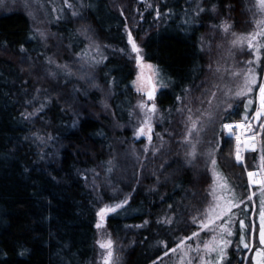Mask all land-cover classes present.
<instances>
[{
  "label": "trees",
  "instance_id": "16d2710c",
  "mask_svg": "<svg viewBox=\"0 0 264 264\" xmlns=\"http://www.w3.org/2000/svg\"><path fill=\"white\" fill-rule=\"evenodd\" d=\"M80 1L76 17L50 28L73 54L80 50L77 29L105 48L89 73L96 85L91 90L54 70L52 62H60L55 48L37 39L24 11L0 12V264H95L97 212L122 202L105 221L117 264L183 263L176 261L178 249L205 225L212 182L202 159L187 157L209 141L216 166L240 199L247 198L222 262L243 264L248 248L241 239L250 243L252 211L245 170L260 159L255 152L244 165L238 162L237 143L225 137L223 125L254 114L257 86L222 105L208 142L190 147L184 138L196 125L191 110L203 88L218 85L214 56L205 50L212 41L221 50L217 29L228 25L240 37L251 35L256 45L243 47L260 78L264 16L249 11L254 0ZM129 34L166 85L155 97V146L143 161L132 150L144 142L133 141L139 121ZM60 59L65 63L67 55ZM260 139L264 159V117Z\"/></svg>",
  "mask_w": 264,
  "mask_h": 264
},
{
  "label": "rangeland",
  "instance_id": "374dc122",
  "mask_svg": "<svg viewBox=\"0 0 264 264\" xmlns=\"http://www.w3.org/2000/svg\"><path fill=\"white\" fill-rule=\"evenodd\" d=\"M145 1L146 0H138V2ZM254 2L257 9L254 7V10H252L250 7L251 10H248L251 12L258 11L256 14L264 16V8L261 7L259 0H254ZM80 4V0H0V12L12 9H20L24 11L30 17L36 29L35 33L37 39H39L42 44H46V46L50 47L53 46L55 48V56H57L60 62H52L54 70L64 74L67 79L76 78L75 80L80 81L79 83L84 85L86 90H91L96 89V85L92 82V75L89 73L90 71L92 72L93 68L96 65L98 66L101 62L105 48L98 42L94 41L85 29H77L76 36L80 38V42L78 43L80 44L78 45L80 50L73 54L71 48L69 47L68 49L63 46L61 37L56 36L50 28L54 22L56 23L59 19L64 18L67 15H70L73 18L76 17L77 11H75V8L77 7L79 9L81 6ZM262 32H264V29ZM217 34L218 39L221 40V50L215 49L216 44L214 45L213 41L206 46L205 50L207 53L209 52L214 56L213 59L215 60V67L212 70V76L216 77L218 85L216 88L213 86V83L209 82L203 88V98L201 99L199 106H197L196 109L191 110L192 118L195 120L196 124L195 131H192L191 136L188 135L184 138V140H189L187 143L190 147L194 141L195 143L208 142V139L211 137V135H209V131H211L213 127H216L217 120L219 119L218 114L221 112L222 105L228 101L234 102L235 100L248 97L252 93L254 86H257V91L255 93L256 109L254 114L245 122L238 121L243 124L240 135L241 137L238 138L239 140L227 136L224 125L228 123L223 125V132L225 137L233 139L236 143L241 140L243 145L245 143L248 147H251L252 145L250 146V144L252 143L253 147L256 148L255 151H252V149L245 150L244 148L239 150V146L237 145V153L241 155L238 162L243 164L244 157L247 154L255 152L258 153L260 159L255 169L245 170V179L249 191L248 199L252 202V211L250 214V243L248 251L244 256L243 264H264V256L258 255V253H264V245H260L258 237L260 224L259 211L261 209L260 201L261 198L264 197V192L261 191V188H264V183H261L264 182V159L260 144L264 110L261 111V115L258 118L256 117V112L259 110L260 105L259 87L261 84H264V74L259 78L255 64L249 63V61L252 60L245 55V53L249 52L244 51V43L248 42L249 44V42H251V48H253L256 45L255 42L249 41L248 39H242L244 37H240V35L230 31V29L225 32L224 27H221L220 30L217 29ZM246 37L252 38L251 35ZM127 41L130 47L129 54L134 68L132 86L135 93V102L133 107L135 115L139 121L133 133V141L135 143L137 142L139 145L142 141L144 142L139 148L133 147L135 150H132L136 156L140 157L143 161V159L146 158V155L152 148L154 149L155 146L154 138L156 135L154 122L158 112L155 97L161 90L166 88V85L160 81V73L157 68L144 60L141 51L139 56L142 57V61L138 62V54L133 51L132 42H134L140 50L141 48L138 43L134 41L132 35H128ZM237 41H239V43H236ZM251 48L248 47V49ZM63 54L67 55L66 61L63 59L65 63H62L60 59V56ZM242 54L245 57L242 56ZM256 59L257 57L255 58V61ZM147 65H152L153 68L150 69ZM250 68L255 69L256 83L251 86L250 92L237 96V93L242 92L245 87V77L249 75L248 69ZM46 72L49 74L48 71ZM149 92H153L152 99L147 97ZM141 105H143V107H141ZM153 106H155V112L150 111ZM229 124H231V122H229ZM140 128H144L145 134L138 136V130ZM149 136L151 137V140H149ZM253 136L255 139H252ZM193 137L195 138L194 140ZM209 143L208 145L206 144L201 151L198 150V152L196 154L194 153L193 156L190 155L187 157L192 162L196 156L197 158L202 159L203 162L200 163L204 164L205 168H209L212 178L209 191V204L211 205L206 211L205 225L196 232L198 235H192L191 237L193 238L185 240L182 243V248L178 249V257L176 261H183V263L179 262V264H192V262L194 264H217L220 254L219 249L224 248L226 255L223 261H221L222 264L228 256L227 251L229 247L233 244V230L236 226L235 224H237L236 221H239L238 216L240 211L246 210V208L242 209L241 207L247 198L240 199L241 197L237 195V192L234 190L226 176L216 166V163H212L214 156L211 152ZM197 149L199 148L197 147ZM249 172L256 173V175L250 179L248 175ZM94 186V181L91 180L89 182V187L94 188ZM256 195H258V202L255 203L254 198ZM229 201H231V204H229ZM117 205H124V202L115 205H104L97 212V222L95 225L97 233L95 264H104V258L107 256V250L101 249L100 243L108 240L112 241L111 264H117L118 256L115 242L105 226V221L108 215L112 212L105 214L103 226L97 228V224L101 222L99 215L101 210L106 208L118 209L119 207H116ZM225 227L232 232L231 236H229L227 232L222 231ZM253 228L255 230H253ZM253 239H257V246L253 251V254L249 256V251L254 243ZM191 240L195 242L192 243L194 246L189 245V241L191 242ZM224 241H229L230 243L225 247L223 243Z\"/></svg>",
  "mask_w": 264,
  "mask_h": 264
},
{
  "label": "snow or ice",
  "instance_id": "6c2138e0",
  "mask_svg": "<svg viewBox=\"0 0 264 264\" xmlns=\"http://www.w3.org/2000/svg\"><path fill=\"white\" fill-rule=\"evenodd\" d=\"M259 3L261 5V7L264 8V0H259ZM228 30H229V26L225 25L224 26V31L227 32ZM242 39H248L249 41H251L250 37H244ZM130 42H131V37H130ZM236 43H239V41H237ZM248 47L249 48L252 47L251 42H249ZM261 47H264V44H262ZM132 48H133V51L138 54L137 55L138 62L142 61V57L139 56V53H140L141 50L137 47V45L134 42H132ZM249 63H254V61H249ZM147 67L150 68V69L153 68L152 65H147ZM248 73H249V75H247L245 77V87L242 90V92H238L237 93V96H240L243 93L250 92L251 91V86L256 83L255 69L254 68L248 69ZM148 97H149V99H152L153 98V92H149L148 93ZM259 101H260L259 110H257V112H256V117L257 118L261 115V111L264 110V84H261L260 87H259ZM247 103H248V105H251L252 101L249 100ZM141 107H143V105H141ZM150 111L155 112V106H153L150 109ZM225 127L227 128L229 126L225 125ZM149 131H150V129H149ZM192 131H195V125H193V128L190 130L189 134H191ZM144 134H145L144 128H140L138 130V136L139 135H144ZM252 139H255V137L253 136ZM149 140H151L150 136H149ZM255 150H256L255 147H253L252 151H255ZM239 159H240L239 154H237V160L239 161ZM212 163L215 164L216 163L215 160H213ZM248 175H249V178L251 179L252 177H254L256 175V173L249 172ZM261 183H264V182H261ZM261 191L264 192V188H261ZM260 203H261V209L259 211L260 224H259L258 237H259L260 245H264V197L261 198ZM229 204H231V201H229ZM122 206L123 205H117L116 207H122ZM115 210H116L115 208L102 209L101 212L99 213L100 218H101V222L97 224V228H100V227L103 226V219H104L105 214L108 213V212H113ZM240 226L241 227H245L243 221L240 222ZM253 230H255V229L253 228ZM222 231L227 232V234L229 236L232 235V232L227 227L223 228ZM193 235L194 236L198 235V233H194ZM192 238L193 237H189V239H192ZM221 239H222V237H221ZM223 243H224V246L226 247L230 242L229 241H224ZM241 243L243 244V246L245 248L249 247V244L247 242H245L243 240V238L241 239ZM100 247H101V249H106L107 250V256L104 258V264H111V261H112V251H111V249H112V241L108 240L106 242H102V243H100ZM173 251H175V249H173ZM219 253L220 254H219V258L217 260V264H221V261H223V259L225 258V255H226L224 248H220L219 249ZM258 255L264 256V253H258Z\"/></svg>",
  "mask_w": 264,
  "mask_h": 264
},
{
  "label": "built area",
  "instance_id": "2783aa9c",
  "mask_svg": "<svg viewBox=\"0 0 264 264\" xmlns=\"http://www.w3.org/2000/svg\"><path fill=\"white\" fill-rule=\"evenodd\" d=\"M225 125H228L229 127L226 128ZM225 125H224V128L226 129L227 136H229L231 138H236V139L241 137L240 135H241L242 126H243L242 123H231V124L228 123V124H225ZM250 146L251 147H248V145H246L244 143L243 148L245 150L252 149L253 148V144L251 143Z\"/></svg>",
  "mask_w": 264,
  "mask_h": 264
},
{
  "label": "water",
  "instance_id": "95a60500",
  "mask_svg": "<svg viewBox=\"0 0 264 264\" xmlns=\"http://www.w3.org/2000/svg\"><path fill=\"white\" fill-rule=\"evenodd\" d=\"M147 97H148V94H147ZM237 145L240 146V142H237ZM239 154V153H237ZM239 157L241 158V155L239 154ZM236 158H237V155H236ZM240 160V159H239ZM238 161V160H237Z\"/></svg>",
  "mask_w": 264,
  "mask_h": 264
},
{
  "label": "bare ground",
  "instance_id": "6f19581e",
  "mask_svg": "<svg viewBox=\"0 0 264 264\" xmlns=\"http://www.w3.org/2000/svg\"><path fill=\"white\" fill-rule=\"evenodd\" d=\"M256 149V148H255Z\"/></svg>",
  "mask_w": 264,
  "mask_h": 264
}]
</instances>
